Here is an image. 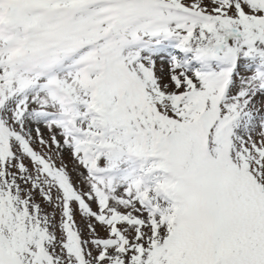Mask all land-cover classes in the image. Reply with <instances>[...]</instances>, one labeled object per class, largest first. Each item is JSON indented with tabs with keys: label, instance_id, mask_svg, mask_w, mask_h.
Returning a JSON list of instances; mask_svg holds the SVG:
<instances>
[{
	"label": "snow or ice",
	"instance_id": "snow-or-ice-1",
	"mask_svg": "<svg viewBox=\"0 0 264 264\" xmlns=\"http://www.w3.org/2000/svg\"><path fill=\"white\" fill-rule=\"evenodd\" d=\"M0 264H264V0H0Z\"/></svg>",
	"mask_w": 264,
	"mask_h": 264
}]
</instances>
